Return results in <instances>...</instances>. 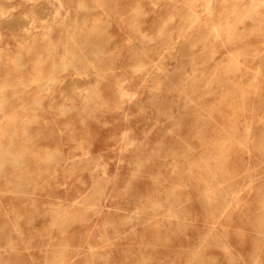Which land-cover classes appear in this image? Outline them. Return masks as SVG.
<instances>
[{
    "label": "rangeland",
    "instance_id": "374dc122",
    "mask_svg": "<svg viewBox=\"0 0 264 264\" xmlns=\"http://www.w3.org/2000/svg\"><path fill=\"white\" fill-rule=\"evenodd\" d=\"M0 264H264V0H0Z\"/></svg>",
    "mask_w": 264,
    "mask_h": 264
},
{
    "label": "bare ground",
    "instance_id": "6f19581e",
    "mask_svg": "<svg viewBox=\"0 0 264 264\" xmlns=\"http://www.w3.org/2000/svg\"><path fill=\"white\" fill-rule=\"evenodd\" d=\"M228 198V197H227ZM7 249V248H6Z\"/></svg>",
    "mask_w": 264,
    "mask_h": 264
}]
</instances>
